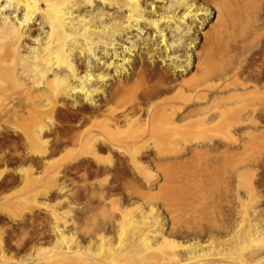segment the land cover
<instances>
[{"label":"rangeland","instance_id":"374dc122","mask_svg":"<svg viewBox=\"0 0 264 264\" xmlns=\"http://www.w3.org/2000/svg\"><path fill=\"white\" fill-rule=\"evenodd\" d=\"M72 1L85 4L76 13L79 16L93 17L103 8L107 15L101 22L94 19L92 27L99 31L107 26L100 32L103 41L113 31L116 35L106 41L107 45L114 41L112 51L110 46L102 50L100 44L92 56L76 53L73 57L78 77L90 75L89 85L97 87L93 100L78 92V80L68 77L74 88L68 86L69 96L56 101L53 114L34 112L38 94L43 97L51 92L48 99L52 100L58 84L51 83L49 89L51 84L44 78L46 83L33 77L22 82L29 54L23 53L25 61L13 58L7 49L10 39V43L0 41V53L19 64L12 65L15 70L0 69V249L4 251L0 264H43V258L36 262L39 257L54 256L64 246L83 256L73 258L74 254L71 264L96 257L110 264L112 257L108 262L110 256L102 255L118 243L124 216L140 220L141 212L156 222L160 235L152 242L155 253L147 254L149 264H166L165 256L170 254L178 255L180 264H264V236L260 234H264V0H193L205 12L188 21L192 27L187 40L193 42L191 55L204 53L202 73L192 69V56L184 73L176 72L172 64L149 60L137 41L140 36L147 41L152 36L148 46L159 47L158 35L146 23L139 30H123L126 13L115 7L121 1L90 0L89 6L84 3L87 0ZM166 1L141 0L144 17L157 19ZM213 3L224 10L219 20L228 24L226 30L222 20L219 28ZM32 22L38 29V21ZM217 28L229 37L220 38L217 33L224 37L223 31ZM132 43L138 45L126 56L128 66L117 69L120 72L94 64L98 60L119 64L117 59ZM25 47L34 46L26 42ZM163 71H170L171 78L159 83L156 73ZM99 74L107 75L104 83L95 79ZM173 79L190 87L169 89ZM40 80L43 83H35ZM155 84L161 92L152 93L149 100L142 98L145 87ZM197 85L201 87L193 90ZM29 95L34 101L26 98ZM120 112L127 114V123L118 118ZM40 117L45 118L43 125L37 121ZM112 121H119V126ZM37 122L44 131L40 143L27 136ZM56 228L62 230V237L55 234ZM253 229L262 238L255 239ZM246 234L254 243L245 242ZM131 243L133 251L132 246L124 248L120 259L125 254L135 259V250L140 253L141 246ZM140 256L147 258L143 253ZM188 256L201 257L202 262H184ZM120 259L113 263L127 262Z\"/></svg>","mask_w":264,"mask_h":264},{"label":"bare ground","instance_id":"6f19581e","mask_svg":"<svg viewBox=\"0 0 264 264\" xmlns=\"http://www.w3.org/2000/svg\"><path fill=\"white\" fill-rule=\"evenodd\" d=\"M98 1H100V0H98ZM101 1H103V0H101ZM119 1H121V4L117 3L118 5L115 6V7H117L118 10L119 9L123 10V12L126 13L125 14L124 23L122 24V26H124V27H122L123 30H132L133 28L135 30V29H138L140 24L144 25V23H146V26L148 24V26H150V28H152V30H154V32L158 35L157 37L159 39L158 40L159 42L157 43V45H159L160 48L158 46H156V44H153V45L151 44L150 46H148L150 44L148 42L151 41L152 36H151V38H147L148 40L150 39L149 41L145 40L146 38L145 37H141V36H140V38L137 41V43H140V45L143 46L144 50H146V54L148 55V59L149 60L154 61V60L158 59V60L162 61V63L165 66L166 65L168 66V64L169 65L172 64L171 68L175 69L176 72L180 71V72L184 73L186 71V69H189V68H187V66L190 65V58H191L190 56H192V58H193V62L191 63L192 69H195L196 70V71L194 70L195 72L200 71L198 73H202L203 69L205 68L203 66L204 65L206 66V63L204 64V61H203L204 57L202 56V55H204V53L201 55L200 52L199 53L197 52V54L196 53L193 54L194 56L190 54L191 52L189 50H191V48H192L191 46H193L191 44L193 42L190 41V40H187L188 39L187 35L190 34V32H191L190 29L192 27L191 24L188 25V21L189 20H191V21L195 20L197 18V16H198L197 14L199 12H203L204 13L205 10H202V9L197 8L196 6H194L195 3H193L194 2L193 0H171V1L169 0V1H166L167 3H164V5H163L164 7L163 8L165 10L164 9H163L164 11L162 10L163 11L162 14L157 19L148 20V19H146L144 17L146 15V13H145L146 11L142 7L141 0H119ZM72 2H73L72 0H0V41H2V43H3V41L5 42V40H6V42H9L8 39H10L11 44H10V46L9 45L7 46V49L9 47L8 50H10L13 58L22 59V58H24V55H25L23 53H26L27 57H28V54H29V57H30L29 67L27 66L28 68H27V72H26L27 76H25V75L23 76L22 74H21L22 76H20V79L22 80V82L25 81V80L28 81L30 78L33 77L34 79L41 78L42 81L46 80L48 85H50L51 83L53 85L55 83H56V85L58 84L57 85L58 87L56 85H54V86L57 87V89L54 88V93H53V96L51 97L52 100L48 99L51 96V92L50 91H49L50 93H47L48 96L44 95L47 98H45L43 96V93L40 94L43 97H40L39 94H38L39 99L38 100L36 99L35 102L38 101L36 103L39 104V105H36L35 103L33 104V105H35L38 108L34 109L35 106L32 107V108L35 110L34 112H40V114H42L41 112L49 113V114L52 113L53 114V111H54L53 109H55L54 105L56 104L55 107L57 106L56 101H58V99H62L61 97H63V96L66 97L69 94L67 89L71 90V89H69L70 87L74 88L72 86L74 84L68 83L70 78H71V80L73 79L74 82L78 80L77 83L79 82V85H80L78 87L79 88L78 92H80L81 95H83L86 99L93 98L94 94L96 93V90H97L96 88L97 87L93 88V87L90 86L91 84L89 85V83L91 81V76L90 75H85V76H82V77H78V70L74 66V64H72L73 61H74L73 57H74V55L76 53H79L78 56H85V54L92 56L94 50H97L96 47H99L100 44H102L100 46H103V49H102V47L100 48L102 50H104V47H106V46H110V49H111V47H113L112 45H114V43H113L114 41L113 40H112L113 42L111 41L113 44L112 43L111 44L109 43L110 45L106 44V41L108 39H110L111 37L116 36V35L113 36L114 31L111 32L112 33L111 35L109 34L110 38L107 35V37H108V38H106L107 40L103 41L105 38L102 39L100 32L101 31L102 32L106 31L107 29L106 30H104V29L107 28V26L104 25L105 28L102 27L101 30L99 29V31L96 28L92 27V24H93L92 22H94V19H97V20L99 19L100 22H101V18L104 17L105 15H107L106 13H104L105 11L104 12L102 11L103 8L100 10V12L98 10V13L96 12V15H94L93 17H90L91 14L87 15V16H82V15L79 16L76 13L79 12L80 6L83 5V7H84L85 4H83V2H80V1L79 2L77 1L76 3H74V2L72 3ZM88 2L90 3L91 1L87 0V2H84V3H87L86 6H89V5L92 4V3H90L88 5ZM213 2L215 3V1H213ZM214 3H213V5L211 4L210 6L217 13V18L219 20V15H221L224 10H222V8L220 6H219V8L216 7V4L214 5ZM105 4H107V3H105ZM218 9L219 10L221 9L222 12L218 11ZM179 11H181V14H178ZM106 12H108V11H106ZM19 13H21V15ZM17 14L20 15L21 17L18 18L19 16ZM223 16H225V15H222L221 17H223ZM111 17H113V16H111ZM34 19L36 21H38V24H36L39 27L38 29H36V27L33 26L34 22H32V21H35ZM104 20H105V18H104ZM221 20L224 23V20L223 19H221ZM221 20L217 21V22H219L218 23L219 24V28H220V25L221 26L223 25V24H220ZM237 20H239V19H237ZM120 26H121V24H120ZM226 26H228V24L226 23V25H225V23H224V29L223 28H221V29L217 28V30L219 29L218 32H221L223 30H226V28H229V26L228 27H226ZM212 27H214V26H212ZM40 30L43 31V32L41 31L43 35L41 34ZM119 31H121V30L119 29ZM213 31H216V30H213ZM227 32H228V30L226 31V34H227ZM139 33H141V32L139 31ZM216 33H214L213 35H215V36L218 35L220 38L229 37V36H226V35L224 36V31L222 33H220L224 37H221V35H219V33H217V35H216ZM228 34H230V33H228ZM104 36H106V35H104ZM153 38H155V37L153 36ZM108 41H110V40H108ZM26 42H31V45H33L34 47H30V48H28L26 50V47H25L26 46ZM133 43H132V45H130V47H127V48L125 47L124 48V50L122 52L123 55L119 56V58H120L119 60L117 59L118 56H117L116 52L113 51L114 54L112 53L113 54L112 57L116 58L117 61L119 62V64H115L114 63L115 64V66H114L113 62L112 63H108V62L105 63V61L103 62L102 60H101L102 63L98 62L99 60L98 61L96 60L97 62H95L94 64L100 65L105 70H108V68H109V70L111 69V71H113V72H115L117 69L119 70L120 68H121L120 70H123L124 66H128L127 64H129V62H130V59L128 60V58H126V56H130L132 54L133 50H134L133 48H135V46L138 45V44L136 45V43L135 44H133ZM1 46H5V45L1 44ZM162 49H163V51H162ZM107 50H109V49H107ZM111 51H112V49H111ZM0 52H3V51H0ZM104 52H106V50ZM80 54H82V55H80ZM88 58H91V57L88 56ZM12 61H15V60L9 59L6 54L0 53V69H2L3 66H6V67L8 66V67L11 68V67H13L12 65L15 64V63H17V65H19L18 62H12ZM23 61H25V60H23ZM184 63H185V65H184ZM85 64L88 65L87 62ZM15 66L13 67V69L15 68ZM22 70H24V69L22 68L21 72H22ZM118 70H117V72H120ZM25 71H26V69H25ZM8 72H9V70H8ZM21 72H19V73H21ZM86 73H88V72L86 71ZM9 74H12V73H9ZM101 74L96 75L95 79H97L98 82H100V83L101 82L104 83V81L107 80L104 77V75H106V74H104V75H101ZM156 75H157V77L159 79L158 80L159 83L164 82L163 80L166 79V78L167 79L171 78V72L170 71L169 72L168 71H163L162 73H159V74L156 73ZM89 76H90V78H89ZM68 77H69V80L67 79ZM43 78L45 80H43ZM1 79H3V78H1ZM234 79H235V77H234ZM31 80H29V81H31ZM46 81L44 83H46ZM38 82H41V80L37 81V82L35 81L36 84H40ZM177 82L178 81H176V80L174 81V79L172 81H170V83L168 82V84H169L168 88L171 89V88L177 86L182 91L184 89V86L190 87V85L187 86L186 83H184L182 81H180V83L179 82L177 83ZM2 83H4V82H2ZM41 83H43V82H41ZM52 84L50 85V88H49L48 85H47L48 87L46 85L45 86L47 88H49V89H52L53 88ZM42 85L44 86V84H42ZM166 85H167V83H166ZM227 85H225V86H227ZM68 86H70V87L68 88ZM193 86L191 87L192 89H193ZM200 87H201V85L200 86L197 85L196 87H194L193 90L196 91ZM145 88L146 89L142 93L141 97L145 98V99H148V100H149V98H150L152 93H158L159 91L161 92V86L159 84H155L152 87H148L147 86ZM206 88H208V87H206ZM166 89H167V87H166ZM185 90H186V88H185ZM187 90H188V88H187ZM4 91H6V90H4ZM189 91L190 90H188L187 92H189ZM97 94H98V92H97ZM30 96L31 95L26 96V98L30 97ZM35 97L38 98L37 96H35ZM30 98H31V100H33L32 98H34V96L30 97ZM230 98H232V97L230 96ZM220 99H222V97ZM91 100H93V99H91ZM0 102H2V101H0ZM30 103H33V102H30ZM31 106H30V108H31ZM166 108L167 107H165V109ZM168 108L170 110V107H168ZM147 110L144 109L145 113L147 112ZM199 111H200V109H199ZM121 112L118 113V114H121L118 118H122V120H124V122H126L128 120V119H126L127 114L124 113L125 111L123 113H121ZM174 112H175V110H174ZM0 114H2V113H0ZM161 115H165V114L162 113ZM166 116H168V115H165V119L167 118ZM170 116H171V114H170ZM113 118H115V117H113ZM44 119L45 118H41L40 117L37 121L40 124H42L44 121H41V120H44ZM166 120H168V119H166ZM115 121H117V120L115 119ZM38 122H37V124L39 125ZM170 122H172V120ZM170 122H168V123H170ZM112 123H114V121H112ZM112 123L110 125H113ZM116 123H114V124H116ZM34 124H36V122H34ZM117 124L119 126V121H118ZM167 124L165 123V125H167ZM31 125H33V124H31ZM38 125L32 126V128L27 131V133H28L27 136L30 137L32 141L40 143V141H41V137L40 136L43 134L44 131H43V128L41 127L43 124L39 125V126ZM171 125H173V123L170 124V127H172ZM168 126H169V124H168ZM170 127L166 128V129H169ZM140 216H141L140 220H138L137 218H135L132 215H129V216H126V217L124 216V219L122 217L123 224L125 225V228L128 229V230H126L125 228H124V231L122 230V232L120 230L121 234H119V237H120V235H121V237H120L118 243L116 244L117 247L115 246V248H114L112 246L113 248H111V246H109V247H107V250L104 249L106 252H108L107 254L103 250L104 253H103L102 256H104V257L105 256L107 257L108 255L110 256L109 258L107 257L109 259L108 262L111 261V257L113 259L111 261L112 264L115 263V262L113 263V261L115 259L119 260L120 258H122L121 256H124V255H122L121 253H123L124 248L127 249L128 246H132V245H130V243H131L130 241L133 240L132 241L133 245L135 243V244H138L137 246L135 245L136 247H138L139 245L141 246V248H139L140 246L138 247L139 250L141 249L140 253H139V251L137 252L135 250V248H134V250L136 252L135 259L131 258L132 256L130 257L129 254H125V257L123 259H120V260L127 261V259H125V258L126 257L127 258L130 257L129 259L131 261H133V263H134V260H135L134 264H149L147 262V260H150L151 258H149V256H148L149 254L148 253H150V254H151V252L155 253L154 250L156 249L154 247L155 245L152 244V242H154L156 237H158L160 235H158L159 232H157L158 226H157L156 222L151 220L149 215L141 212ZM123 227L120 226L119 228L123 229ZM127 231L131 232L132 234L128 233L129 234V236H128ZM255 231H256V229L253 231L254 233L252 234L253 237L255 235V239L258 236H260V237H261V235L264 236V234H262V232L260 233L261 235L258 234V229L256 231L258 235L255 234ZM55 234H57L58 237L59 236L62 237L63 233H62V230L60 231V230L57 229ZM246 235H248V234H246ZM252 236L250 237L248 235L247 236L248 239L247 240L244 239L245 242H248L249 240H251L252 242L255 241V239H253ZM64 241H65V239H64ZM152 245H154V246L152 247ZM131 249L133 251V246H132ZM51 250L52 249H50V251ZM71 251L72 250L70 248H68L67 246L66 247L64 246L63 248L60 247L59 250L57 249L58 253L54 254V256H52V253H51L50 255L48 254L49 256H47L45 254L47 257H44V256L43 257H39L41 255L38 254L36 258L39 257L40 260H37L36 262L41 261V258H43L44 259L43 260L44 261L43 264H57L59 262L60 263H64L65 262V264L66 263L67 264H71L72 261L70 260V258L72 259V256H74V254H75L74 251H73V253ZM157 251H159V250H157ZM3 252L4 251H2L0 249L1 255H3ZM51 252L55 253V251H51ZM142 253H143L144 256L146 255L147 258L143 259L140 256V254H142ZM81 254H82V252H81ZM119 254H120V256H119ZM159 254L160 253H158V255ZM76 256H79L78 258H80V256H82V255H80V252H77L73 258H77ZM90 256H92V255H90ZM160 256L164 257L165 254H164V256L163 255H160ZM115 257H117V258H115ZM177 257H178V255H177ZM177 257L175 255H171V254L168 255V256H165V259H164L166 261L165 263L166 264H180L181 260H179V258H177ZM93 259H95L94 261L99 262V264H100V262L104 263V264H108L106 262V260H107L106 258H105L106 260L104 259L105 261L103 260L104 262H102L101 258L100 259L98 258L101 261L96 260L97 257L93 258ZM129 259L127 261L128 263H129ZM79 260H81V259H79ZM87 260H88L87 258L84 259L85 262ZM82 261L83 260H81V263L84 264L83 263L84 261L83 262ZM94 261L92 263H94ZM115 261L117 262V260H115ZM131 261H130V264H133ZM185 261H187V262H196V263L202 262L201 257H198V256L197 257L196 256H192V257L188 256V257H186L184 259V262ZM229 261L231 263V262H234L235 260L231 261L229 259ZM77 262H78V259H77ZM91 262H89V260H88V263L86 262V264H89V263L91 264ZM127 262H124V263L127 264ZM240 262L242 263L241 260H240ZM39 263H41V262H39ZM79 263H80V261H79ZM154 263L157 264L156 262H154ZM150 264H153V262L150 263ZM184 264H188V263H184Z\"/></svg>","mask_w":264,"mask_h":264}]
</instances>
